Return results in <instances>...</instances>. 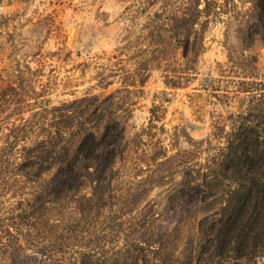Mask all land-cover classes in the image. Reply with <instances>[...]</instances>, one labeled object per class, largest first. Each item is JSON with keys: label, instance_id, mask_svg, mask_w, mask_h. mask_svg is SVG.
I'll return each instance as SVG.
<instances>
[{"label": "rangeland", "instance_id": "1", "mask_svg": "<svg viewBox=\"0 0 264 264\" xmlns=\"http://www.w3.org/2000/svg\"><path fill=\"white\" fill-rule=\"evenodd\" d=\"M259 2L0 0V264H264L217 235L245 205L264 235L230 159L264 136Z\"/></svg>", "mask_w": 264, "mask_h": 264}, {"label": "trees", "instance_id": "2", "mask_svg": "<svg viewBox=\"0 0 264 264\" xmlns=\"http://www.w3.org/2000/svg\"><path fill=\"white\" fill-rule=\"evenodd\" d=\"M259 8V19L264 24V0H260ZM235 135L237 136L236 141L239 150H237L234 157L231 156V162L233 165H242L247 175L253 174L251 176L252 185L249 187L250 192L255 191L256 194H259L263 185L259 178L264 176V136L261 135L256 127L246 123L240 126ZM81 152L82 149L79 148L77 154ZM77 159H70L66 156L64 162L58 167L57 176L64 179V176H66L68 180L76 177ZM248 206H243L236 213L233 211L229 212L224 223L218 229L217 235L223 239L230 236V240L233 238V240L236 239L238 242H245L246 247H248L246 255L251 256L263 243L264 235L259 230V220H261L259 212L256 210L249 211Z\"/></svg>", "mask_w": 264, "mask_h": 264}]
</instances>
